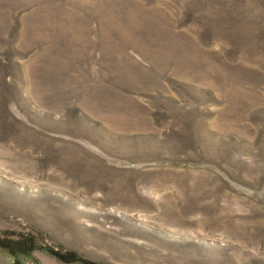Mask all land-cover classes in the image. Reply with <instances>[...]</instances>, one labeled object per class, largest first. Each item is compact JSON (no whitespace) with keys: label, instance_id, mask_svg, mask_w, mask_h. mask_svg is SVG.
Here are the masks:
<instances>
[{"label":"rangeland","instance_id":"rangeland-1","mask_svg":"<svg viewBox=\"0 0 264 264\" xmlns=\"http://www.w3.org/2000/svg\"><path fill=\"white\" fill-rule=\"evenodd\" d=\"M0 264H264V0H0Z\"/></svg>","mask_w":264,"mask_h":264},{"label":"flooded vegetation","instance_id":"flooded-vegetation-1","mask_svg":"<svg viewBox=\"0 0 264 264\" xmlns=\"http://www.w3.org/2000/svg\"><path fill=\"white\" fill-rule=\"evenodd\" d=\"M10 246H13L14 248L17 247V249L20 253H28V251H29L28 241L8 242V247H10Z\"/></svg>","mask_w":264,"mask_h":264}]
</instances>
